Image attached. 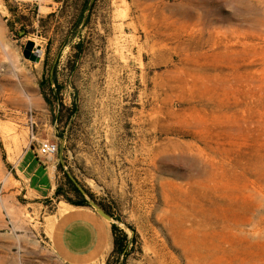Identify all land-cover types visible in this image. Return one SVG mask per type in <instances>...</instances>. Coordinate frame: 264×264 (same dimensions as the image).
<instances>
[{
	"label": "rangeland",
	"instance_id": "obj_1",
	"mask_svg": "<svg viewBox=\"0 0 264 264\" xmlns=\"http://www.w3.org/2000/svg\"><path fill=\"white\" fill-rule=\"evenodd\" d=\"M65 173L125 258L60 254ZM0 264H264V0H0Z\"/></svg>",
	"mask_w": 264,
	"mask_h": 264
},
{
	"label": "crops",
	"instance_id": "obj_2",
	"mask_svg": "<svg viewBox=\"0 0 264 264\" xmlns=\"http://www.w3.org/2000/svg\"><path fill=\"white\" fill-rule=\"evenodd\" d=\"M21 163L25 169H29L30 180L35 185L40 184L45 176L52 177L53 161L41 168L34 163V152L25 151ZM54 235L60 254L74 262L109 252L113 246L110 220L88 206L73 205L69 210L65 209L59 217Z\"/></svg>",
	"mask_w": 264,
	"mask_h": 264
},
{
	"label": "trees",
	"instance_id": "obj_3",
	"mask_svg": "<svg viewBox=\"0 0 264 264\" xmlns=\"http://www.w3.org/2000/svg\"><path fill=\"white\" fill-rule=\"evenodd\" d=\"M54 82L58 85V80L56 77L52 78ZM51 91L53 89L51 88ZM43 95L45 101L50 104L52 102L50 96L47 92L43 90ZM62 170L61 165H58V171ZM66 179H67V187L65 188V184H58L54 196L58 199L62 198L66 202H68L71 205L75 206H90V200L91 198H94L93 194L87 190L80 188L76 186L71 179L69 178L68 174L65 173ZM95 199V198H94ZM96 201V200H95ZM107 214H109L111 217L114 218L113 212L107 208L105 204H103L100 201L96 202ZM111 231L113 235V249L111 252V256L114 254H120L123 255L125 258L129 253V239L127 236V233L119 227L115 222L111 224Z\"/></svg>",
	"mask_w": 264,
	"mask_h": 264
},
{
	"label": "built area",
	"instance_id": "obj_4",
	"mask_svg": "<svg viewBox=\"0 0 264 264\" xmlns=\"http://www.w3.org/2000/svg\"><path fill=\"white\" fill-rule=\"evenodd\" d=\"M18 5H25L29 9L34 10L37 8L38 11H40V8L44 4H50L54 2V0H13ZM57 152V145L53 142H51L48 139L42 140L39 149L38 154L41 156H50L54 155Z\"/></svg>",
	"mask_w": 264,
	"mask_h": 264
},
{
	"label": "water",
	"instance_id": "obj_5",
	"mask_svg": "<svg viewBox=\"0 0 264 264\" xmlns=\"http://www.w3.org/2000/svg\"><path fill=\"white\" fill-rule=\"evenodd\" d=\"M33 46H34L33 41L31 40L27 41L23 49V55L25 58L37 61L39 59V54H36L32 51Z\"/></svg>",
	"mask_w": 264,
	"mask_h": 264
},
{
	"label": "bare ground",
	"instance_id": "obj_6",
	"mask_svg": "<svg viewBox=\"0 0 264 264\" xmlns=\"http://www.w3.org/2000/svg\"><path fill=\"white\" fill-rule=\"evenodd\" d=\"M40 51H41V49L40 50H38V53H40ZM73 205H71V204H69V203H65V209L67 210H69L71 207H72ZM74 208V207H73ZM81 208V207H80ZM63 210V209H62ZM61 213H62V211H61Z\"/></svg>",
	"mask_w": 264,
	"mask_h": 264
}]
</instances>
